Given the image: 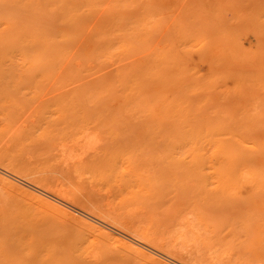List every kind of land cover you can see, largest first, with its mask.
Segmentation results:
<instances>
[{"label": "rangeland", "instance_id": "obj_1", "mask_svg": "<svg viewBox=\"0 0 264 264\" xmlns=\"http://www.w3.org/2000/svg\"><path fill=\"white\" fill-rule=\"evenodd\" d=\"M255 148L264 0H0L1 167L186 264H264ZM0 264L155 263L0 182Z\"/></svg>", "mask_w": 264, "mask_h": 264}, {"label": "bare ground", "instance_id": "obj_2", "mask_svg": "<svg viewBox=\"0 0 264 264\" xmlns=\"http://www.w3.org/2000/svg\"><path fill=\"white\" fill-rule=\"evenodd\" d=\"M254 152H257L255 159L258 164L262 163L264 161V150L255 148ZM0 182L8 185L15 192L25 195L30 200L39 204V206H43L62 218L75 221L93 234L110 241L115 247L125 249L129 253L136 254L148 262L155 264H186L155 247L149 240H142L128 234L101 216L77 207L72 199L62 195L60 192L49 190L43 186L24 180L1 166Z\"/></svg>", "mask_w": 264, "mask_h": 264}]
</instances>
